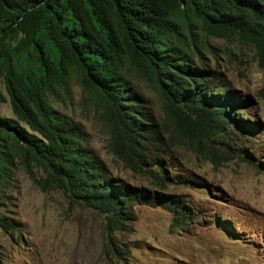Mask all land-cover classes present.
<instances>
[{"label": "trees", "instance_id": "16d2710c", "mask_svg": "<svg viewBox=\"0 0 264 264\" xmlns=\"http://www.w3.org/2000/svg\"><path fill=\"white\" fill-rule=\"evenodd\" d=\"M201 35L250 46L264 70V0H0V104L13 115L0 112V202L18 165L109 228L131 220L134 205L163 206L178 228L188 224L196 207L166 186L192 181L168 172V152L184 145L219 164L251 163L241 134H227L241 127L234 102L251 100L209 65ZM71 81L100 101L112 154L152 178V190L108 173L82 125L53 107L71 97ZM0 228H14L1 210Z\"/></svg>", "mask_w": 264, "mask_h": 264}, {"label": "rangeland", "instance_id": "374dc122", "mask_svg": "<svg viewBox=\"0 0 264 264\" xmlns=\"http://www.w3.org/2000/svg\"><path fill=\"white\" fill-rule=\"evenodd\" d=\"M201 38L210 66L232 91L251 100L234 102L240 112L235 122L241 127L227 132L241 134L251 163L236 158L219 164L184 145L168 152L163 157L168 172L192 183H170L166 189L197 209L180 228L171 211L148 205H134L131 220L109 228L97 210L62 190H42L34 182L38 171L31 174L17 165L0 202L1 212L14 225L0 228V264H264V70L252 48L240 41ZM129 80L157 110L158 100L146 84L133 74ZM82 91L71 81V97L51 103L82 125L108 173L131 187L152 190V178L132 172L112 154L103 106ZM0 112L13 116L8 101L0 104Z\"/></svg>", "mask_w": 264, "mask_h": 264}, {"label": "clouds", "instance_id": "9594fccd", "mask_svg": "<svg viewBox=\"0 0 264 264\" xmlns=\"http://www.w3.org/2000/svg\"><path fill=\"white\" fill-rule=\"evenodd\" d=\"M219 39H221V38H219ZM223 40V39H222ZM235 40H237V39H235ZM225 41V40H224ZM233 41V40H232ZM239 41V40H238ZM248 46V45H247ZM250 47V46H249ZM253 50V49H252ZM207 57V56H206ZM209 63V62H208ZM210 65V64H209ZM258 65V64H257ZM212 68H214V67H212Z\"/></svg>", "mask_w": 264, "mask_h": 264}, {"label": "bare ground", "instance_id": "6f19581e", "mask_svg": "<svg viewBox=\"0 0 264 264\" xmlns=\"http://www.w3.org/2000/svg\"><path fill=\"white\" fill-rule=\"evenodd\" d=\"M238 105V104H237ZM242 105H245V104H242ZM236 106V105H235ZM180 124V123H179ZM204 190V189H203Z\"/></svg>", "mask_w": 264, "mask_h": 264}]
</instances>
